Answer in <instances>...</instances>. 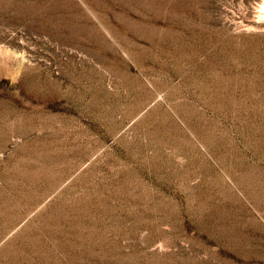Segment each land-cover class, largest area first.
I'll return each instance as SVG.
<instances>
[{"label": "rangeland", "instance_id": "1", "mask_svg": "<svg viewBox=\"0 0 264 264\" xmlns=\"http://www.w3.org/2000/svg\"><path fill=\"white\" fill-rule=\"evenodd\" d=\"M0 264H264V0H0Z\"/></svg>", "mask_w": 264, "mask_h": 264}]
</instances>
